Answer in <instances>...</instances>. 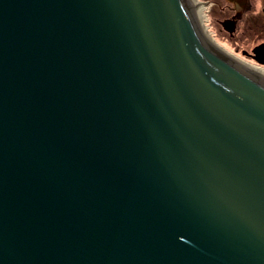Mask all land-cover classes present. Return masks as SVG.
<instances>
[{
  "label": "water",
  "instance_id": "water-1",
  "mask_svg": "<svg viewBox=\"0 0 264 264\" xmlns=\"http://www.w3.org/2000/svg\"><path fill=\"white\" fill-rule=\"evenodd\" d=\"M0 264H264V68L192 0H0Z\"/></svg>",
  "mask_w": 264,
  "mask_h": 264
},
{
  "label": "flooded vegetation",
  "instance_id": "flooded-vegetation-1",
  "mask_svg": "<svg viewBox=\"0 0 264 264\" xmlns=\"http://www.w3.org/2000/svg\"><path fill=\"white\" fill-rule=\"evenodd\" d=\"M199 2L205 6L208 31L230 48L232 55L264 68V0Z\"/></svg>",
  "mask_w": 264,
  "mask_h": 264
},
{
  "label": "bare ground",
  "instance_id": "bare-ground-1",
  "mask_svg": "<svg viewBox=\"0 0 264 264\" xmlns=\"http://www.w3.org/2000/svg\"><path fill=\"white\" fill-rule=\"evenodd\" d=\"M193 3V8H194V12L195 15L197 17V19L199 20V22L202 24V26L204 27V29L207 31V33L209 34V36L212 38V40L214 41V43L217 46H220L218 43H216L214 37L212 36V34L208 31V28L206 26V21H207V16L205 14V6L203 4H201L199 2V0H192ZM227 52V51H226ZM228 54H230L229 52H227ZM232 55V54H231ZM234 56V55H233ZM236 57V56H235Z\"/></svg>",
  "mask_w": 264,
  "mask_h": 264
},
{
  "label": "rangeland",
  "instance_id": "rangeland-1",
  "mask_svg": "<svg viewBox=\"0 0 264 264\" xmlns=\"http://www.w3.org/2000/svg\"><path fill=\"white\" fill-rule=\"evenodd\" d=\"M211 34H212V32H211ZM212 36L214 37L216 43H218L222 47H225L226 48V51H229L230 54L232 53V51L230 50V48H228L224 43H222V41L219 38L215 37L214 35H212Z\"/></svg>",
  "mask_w": 264,
  "mask_h": 264
}]
</instances>
